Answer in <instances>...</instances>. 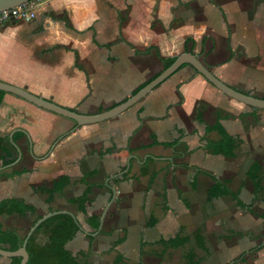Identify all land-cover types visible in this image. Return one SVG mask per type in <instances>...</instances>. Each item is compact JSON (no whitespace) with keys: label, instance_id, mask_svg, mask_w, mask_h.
<instances>
[{"label":"crops","instance_id":"1","mask_svg":"<svg viewBox=\"0 0 264 264\" xmlns=\"http://www.w3.org/2000/svg\"><path fill=\"white\" fill-rule=\"evenodd\" d=\"M185 52L195 55L228 87L264 99V0H47L37 7L31 21L0 27V81L63 108L93 115L121 103L159 73L163 66L156 53L167 58ZM216 122L241 141L232 158L203 150L206 138L218 139L214 132L205 137V127ZM179 134L182 144L176 150L190 153L175 158V151L161 144L176 140ZM152 138L157 145L152 146ZM0 146L6 150L0 154V202L16 199L33 206L36 213L69 211L85 231L95 233L85 218L102 216L112 195L106 183L115 190L99 233L88 237L79 231L67 244L73 254L90 249L88 264H112L114 253L108 250L118 239H123L116 247L120 254L133 239V259L126 260L127 264H157L154 254L159 239H169V233L176 236L180 228L189 233L184 222L189 221L191 205L204 202L209 207L229 199L208 200L213 181L191 167L230 181L229 187L239 191L240 200L244 192L247 202L241 201L252 205V210L254 203L260 206L261 212L253 210L254 215L234 202L229 209V246H243L244 242L246 246L228 263H236L241 253L260 247L239 264H264V243L256 245L255 235L250 239L252 226L246 228L252 230L247 233L249 238L235 235L240 233L239 221L243 219L264 223V110L223 95L188 65L129 110L87 126H77L5 94L0 103ZM109 149L110 153L103 154ZM192 156L198 157V164L206 160L210 168L187 162ZM129 157L128 177L113 182L110 178L126 168ZM146 161L150 162L148 174H156L151 185L148 175H140ZM6 162L10 163L1 167ZM253 162L260 164L263 177V192L256 199L253 184L246 177ZM183 168L190 169L194 177L186 176ZM18 172L21 174L14 175ZM87 173H93L85 181L94 187L84 215L68 200L82 194L85 185L80 180ZM61 176L68 177L70 185L64 194L55 195L50 205L45 204L33 188L50 187ZM189 187L200 191L196 193L199 200L185 196ZM221 212L217 217L226 213ZM200 215L202 219L204 215ZM181 216L187 219L181 222ZM30 218L29 214L25 218L0 216V224L3 230H19L21 220ZM203 221L187 234L191 237L186 245L193 242L209 255ZM157 228L165 237H144ZM257 234L260 238L264 231ZM223 246L219 251L229 247ZM207 262L200 259L199 264ZM0 264H8V259L0 257Z\"/></svg>","mask_w":264,"mask_h":264},{"label":"trees","instance_id":"2","mask_svg":"<svg viewBox=\"0 0 264 264\" xmlns=\"http://www.w3.org/2000/svg\"><path fill=\"white\" fill-rule=\"evenodd\" d=\"M62 20L65 22V25L68 28H71V25L68 19H66V17H63ZM188 42L189 41H186L185 43L186 46ZM156 54L159 60L162 62L163 69L159 73H157L154 77H152L148 82H150L152 79L158 76L163 70L168 68L175 61L177 57V56H173V57L163 58L160 57L158 53ZM184 66L186 65H182L179 69H181ZM148 82L144 83L143 85L135 89L132 92V95L135 94L138 90H140L143 86H145ZM4 95L5 93L0 91V103ZM211 132L216 133L218 139L215 141H210L206 138L205 145L203 147L204 152L206 154H210L213 156L220 155L227 158L234 157L235 152L239 147L241 141L238 138L232 137L229 134H227V132L220 126L218 122H216L211 126L205 127V137ZM179 135H180L179 138H177L176 140L170 143L161 144L164 148H172L175 151V155L173 156L175 158L176 157L180 158L190 153V151H188L187 149H185L181 153H178V151L176 150V148H178L182 144L180 142L182 135L181 134ZM15 137L16 136H13V141L16 140ZM151 144L152 146L158 144L155 138H152ZM111 151L112 149L105 150L103 154H108ZM128 152L129 154H131L132 150H129ZM3 153H6V150L2 146H0V154ZM9 163L10 162L2 163L1 167L6 166ZM147 163L148 161H146L145 164L141 166L142 170L140 172V175L141 176L148 175L149 183L151 185L156 178V174H148L145 167ZM191 168L195 169L197 172L206 174L213 181V184L207 191L208 200L221 198V197H228L232 202L235 203L237 207L254 215V212L251 209L252 205H245L239 199V191L238 190L234 191L229 187L230 181L228 180L220 181L216 179L213 175L199 171L195 167H191ZM16 174H21V172L14 173V175ZM92 174L93 173H87L86 175L83 176V178H81L80 182L85 185V189L82 192V194L76 198L68 200V204L75 206L76 211L84 215H85L86 204L89 203L90 201L89 195L91 193L92 188L94 187V185L87 183L85 181L86 180L85 178L90 177ZM128 175H129V171L124 175H122L121 178L113 180V182L124 180L128 177ZM246 177L249 178L253 184L254 198L256 199L260 197L263 192V187H262L263 177L261 175V166L258 162H253L249 166L246 172ZM69 185H70V179L66 176H61L57 180L53 181L50 187L39 186L33 188V191L37 194L42 195L44 197L45 204L50 205L53 202L55 195L64 194L66 187ZM111 197L112 195H110L109 200L111 199ZM162 203L163 204L165 203L164 196L162 197ZM51 212L54 211L52 210L48 211V213ZM28 214L30 216L36 215V209L33 206L27 205L22 201H18L16 199H5L0 202V216H18L24 218ZM42 216L44 215H36L35 218L32 220V225ZM151 220L154 222V218H151ZM76 221L78 222L77 219ZM85 223L88 224L90 227H92L94 230H97L100 224V218L96 216L86 217ZM78 232H79V226L74 221V219L68 215H56L47 219L36 228V230L31 235V237L27 242L26 251L28 253L29 258L26 264H88L90 249H88L86 252L79 251L76 254H73L67 249V244L75 237V235ZM181 233H182V228L179 229V232L173 238H169L167 240L159 239L157 241V245H159L164 251L169 249L182 248L188 243V238L180 235ZM235 235L243 236V234L241 233H236ZM24 238L25 235L24 234L21 235L20 232L17 230H3L2 225L0 224V249L11 252L16 251L21 247ZM122 241L123 239H118L114 241L108 250L109 253L111 252L114 253L112 264H127V261L123 257V255L116 251V247L119 244H121ZM259 249L260 247L259 248L254 247L250 249L248 252L241 253L238 259H236L234 262L237 261L239 263L246 262L248 254L250 256H253ZM185 257L187 260V264L200 263V259H195L192 251H188ZM20 261L21 258L14 257L8 259V264H20Z\"/></svg>","mask_w":264,"mask_h":264},{"label":"water","instance_id":"3","mask_svg":"<svg viewBox=\"0 0 264 264\" xmlns=\"http://www.w3.org/2000/svg\"><path fill=\"white\" fill-rule=\"evenodd\" d=\"M32 0H0V12L4 10H8L14 7H17L19 5L28 3ZM182 65H188L190 66L197 74H199L201 77L204 78L206 82H208L210 85H212L214 88H216L220 93L223 95L242 103L248 107H251L253 109L258 110H264V99H259L256 97H253L251 95H246L240 92L235 91L234 89L228 87L223 82H221L218 78H216L202 63L201 61L192 53L185 52L180 55H178L175 59V61L165 70H163L158 76H156L154 79H152L150 82H148L145 86H143L140 90H138L135 94L130 95L127 99L122 101L121 103L116 104L115 106L97 113L93 115H85L80 114L74 111H71L70 109L63 108L59 105H56L53 102L47 101L45 99H42L36 95H33L29 92H27L24 89L15 87L13 85L7 84L5 82L0 81V91L4 92L5 94H10L13 96H16L40 109H43L47 112L53 113L55 115H58L60 117H63L65 119L73 121L77 126H87V125H93L102 123L105 121H108L110 119H113L120 114L124 113L125 111L132 108L134 105H136L138 102H140L143 98H145L152 90L157 88L159 85H161L164 81H166L169 77H171L175 72L178 71V69ZM130 158L127 159L126 162V168L115 175H113L110 179H116L125 173L128 172L130 167ZM5 168V167H4ZM2 168V169H4ZM107 189L111 192L112 197L110 202L108 203L105 211L103 212L102 216L100 217V224L95 233H89L85 231L81 225L78 224L76 221V217L73 213L69 211H55L48 213L44 216H42L39 220H37L27 231L25 234L24 241L21 245V247L16 251H5L0 249V257L5 259H11L14 257L21 258L20 264H26L28 261V253L26 251V245L31 237V235L34 233L36 228L41 225L44 221L47 219L56 216V215H68L71 218L74 219V221L79 226V231L83 233L84 235L88 237H94L96 234L99 233L101 229V225L104 219V216L106 214L107 209L109 208L110 204L113 202L115 198V190L111 188L109 185H107Z\"/></svg>","mask_w":264,"mask_h":264},{"label":"rangeland","instance_id":"4","mask_svg":"<svg viewBox=\"0 0 264 264\" xmlns=\"http://www.w3.org/2000/svg\"><path fill=\"white\" fill-rule=\"evenodd\" d=\"M198 160H199L198 157L192 156L188 159L187 162L193 161L200 168H206L205 170H208L209 166H208L206 160L204 163L200 160L199 164H198ZM148 163H150V162H148ZM148 163L146 164L145 167L148 166ZM168 171H169V173H171V170L168 169ZM183 172L186 176H190V178L194 177V174H192L190 172V169H184L183 168ZM166 180L167 179L165 178L164 182H166ZM197 180H199V179L196 178V182H197V184H199V188H203V186L200 185L199 181H197ZM198 192H200V191L196 190V189H192L191 187H189L188 192H184V194L187 198L197 201V200H199V197L196 196V193H198ZM240 198L242 201L247 202L246 195L242 191L240 193ZM158 199H159V197H158ZM209 205H210L209 207L206 206V204L204 202L201 203L200 205H198V204L191 205L189 207L190 208L189 221L184 222V224L188 227L189 233L192 234L196 230V228H198L197 226L199 225L198 224L199 220H201V221L204 220L203 221V224H204L203 229H204V232H206L204 234L206 235V238H207V246H208L207 248L210 250L209 255H207V254L205 255V253H203L201 250H198L194 246L193 242L188 244V245H185V247H182V248L177 249V250L169 249L166 251H161V247L158 246L157 250H156V254H154V256H156L155 261L157 262V264H186L185 255L188 251L193 252L195 259H202V262H203V260L206 259L208 262L205 264H214V262L217 264H221L222 262L228 263V262H231L232 257L238 255L239 252L244 250V248L246 246L245 242L243 243L244 244L243 246L241 245L242 243H239V244L233 243L231 246H229L231 244V241H230L231 237L229 236L230 231L228 230L229 229V220H230L228 213H229V209L234 206V203L230 199H226V201H222L220 203L214 202L213 204H209ZM168 206L171 209L174 208L172 202H169ZM206 207H208L207 209L209 211H207ZM259 207L260 206L256 205V203H254L253 210L256 211V213H260L261 209ZM152 209H154V208H152ZM221 211L226 212V213L224 215L221 214V216L217 217L218 214L222 213ZM45 212L44 211L38 212V213H36V215H40V214L45 213ZM200 213L203 214L205 216V218L203 216L201 219ZM36 215L30 216L31 218L29 221H26L24 219L21 220V221H23V222H21L22 223V229H19V230L14 229V230L19 231L21 235H23V234L25 235L28 231L27 225H30L29 228L31 227L32 220L35 218ZM214 215H216V216H214ZM16 217H18V216H16ZM186 219H187L186 216L179 217V220L181 222H183ZM239 220H241V219H239ZM239 222L241 223V225H239L241 227H239L240 231H238V232L243 234V236H241V238L239 237L240 239L249 238V237H247V235L251 233L250 231H252V230H250V229H253L254 232H253V234H251L252 237H250V239H253V235H255L253 240L256 241V243H255L256 245L264 243V236H261L260 238L257 237L260 235V234H257V231H262V230L264 231V223H262L260 221H257V223H256V221H248V220L246 221L245 219H243ZM175 223H177V222H175ZM171 225L174 226V223L172 222ZM247 226H252V227L251 228L249 227L250 229L247 230L246 229ZM188 231L186 230V232H188ZM189 233H187V234H189ZM221 233H223V235ZM187 234L185 233V230L182 229V233L180 235L185 236L187 238L191 237ZM144 237L145 238H151V239H158L160 237H165V235H162L160 228H157V229H152V230L148 231ZM173 237H175V234L169 233L166 236V239L167 238H173ZM224 244L227 247L228 246L229 247L223 249L222 251H219V249L224 248V246H223ZM132 250H133V239L128 244V246L125 248V250L122 253L126 257V260L128 262L132 261L131 259H133V251ZM249 256L250 255L248 254L247 257L249 258ZM250 258H251V256H250ZM237 259H238V257H237ZM233 264H239V262L237 261L236 263H233Z\"/></svg>","mask_w":264,"mask_h":264},{"label":"built area","instance_id":"5","mask_svg":"<svg viewBox=\"0 0 264 264\" xmlns=\"http://www.w3.org/2000/svg\"><path fill=\"white\" fill-rule=\"evenodd\" d=\"M47 0H32L28 3L0 12V27L7 23L29 22L35 18V10Z\"/></svg>","mask_w":264,"mask_h":264}]
</instances>
